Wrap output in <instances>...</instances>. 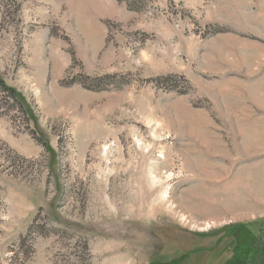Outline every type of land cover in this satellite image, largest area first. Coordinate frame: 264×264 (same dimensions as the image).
Segmentation results:
<instances>
[{"label": "rangeland", "instance_id": "rangeland-1", "mask_svg": "<svg viewBox=\"0 0 264 264\" xmlns=\"http://www.w3.org/2000/svg\"><path fill=\"white\" fill-rule=\"evenodd\" d=\"M0 264H264V0H0Z\"/></svg>", "mask_w": 264, "mask_h": 264}, {"label": "trees", "instance_id": "trees-1", "mask_svg": "<svg viewBox=\"0 0 264 264\" xmlns=\"http://www.w3.org/2000/svg\"><path fill=\"white\" fill-rule=\"evenodd\" d=\"M10 89V88H9ZM10 91L13 93V91L10 89ZM13 95H15L14 93H13Z\"/></svg>", "mask_w": 264, "mask_h": 264}]
</instances>
